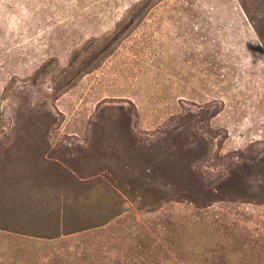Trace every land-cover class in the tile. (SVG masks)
Instances as JSON below:
<instances>
[{
  "label": "rangeland",
  "instance_id": "374dc122",
  "mask_svg": "<svg viewBox=\"0 0 264 264\" xmlns=\"http://www.w3.org/2000/svg\"><path fill=\"white\" fill-rule=\"evenodd\" d=\"M0 264H264V0H0Z\"/></svg>",
  "mask_w": 264,
  "mask_h": 264
}]
</instances>
